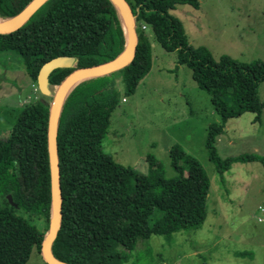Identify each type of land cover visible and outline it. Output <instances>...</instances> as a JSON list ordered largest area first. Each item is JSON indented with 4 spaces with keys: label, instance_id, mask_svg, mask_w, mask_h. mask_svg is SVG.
Instances as JSON below:
<instances>
[{
    "label": "trees",
    "instance_id": "obj_1",
    "mask_svg": "<svg viewBox=\"0 0 264 264\" xmlns=\"http://www.w3.org/2000/svg\"><path fill=\"white\" fill-rule=\"evenodd\" d=\"M32 1L0 0V21L17 16ZM126 2L134 14L137 45L131 63L117 71L125 94L133 95L150 72L151 41L158 43L165 52L176 53L179 65L190 69L192 80L210 96L220 117V124L208 127L205 142L218 174L236 162H259L264 168L261 156L222 161L215 148L228 120L252 113L253 122L260 123L264 102L258 93L264 83V62L240 63L229 56L216 62L207 49L190 46L181 21L170 12L180 5L198 9L197 0ZM142 26L150 30L151 38ZM2 44L20 54L33 83L45 63L57 57L74 58L73 68L50 73L48 86L58 87L75 68L117 58L127 46V37L112 0H46L17 31L0 34ZM115 73L81 80L61 103L57 157L62 215L50 248L59 262L107 264L120 259L113 253L115 248L131 251L151 236L197 229L206 218L209 179L180 147L169 150L174 179L164 178L161 164L153 157H147L148 176L140 177L103 152L102 142L120 101ZM49 109L48 103L40 101L25 106L9 137L0 139V264H26L32 250L40 254L49 230Z\"/></svg>",
    "mask_w": 264,
    "mask_h": 264
},
{
    "label": "rangeland",
    "instance_id": "obj_2",
    "mask_svg": "<svg viewBox=\"0 0 264 264\" xmlns=\"http://www.w3.org/2000/svg\"><path fill=\"white\" fill-rule=\"evenodd\" d=\"M197 2L198 9L180 5L170 12L181 21L190 46L207 49L216 62L222 56L246 64L264 62V0ZM0 49V139L5 140L18 113L38 101L51 106L58 87L41 92L20 54L4 44ZM159 53L163 56L133 95L125 94L122 75L114 74L120 101L102 150L140 177L148 176L147 157H153L164 178L174 179L169 150L180 147L209 179L207 214L197 229L151 236L131 251L115 248L120 259L107 264H264V168L259 162H236L218 174L205 147L208 127L221 123L210 96L194 83L190 69L177 63L176 53L155 43L152 55ZM258 94L264 102V83ZM253 118L244 113L226 122L215 144L222 161L251 154L264 158V111L260 123ZM26 264L45 262L32 250Z\"/></svg>",
    "mask_w": 264,
    "mask_h": 264
},
{
    "label": "water",
    "instance_id": "obj_3",
    "mask_svg": "<svg viewBox=\"0 0 264 264\" xmlns=\"http://www.w3.org/2000/svg\"><path fill=\"white\" fill-rule=\"evenodd\" d=\"M46 0H33L17 16L1 21L0 34H10L17 31ZM117 6L123 20L124 31L127 37V46L114 60L87 68H75L58 86L53 102L49 109L48 119V153L51 178V216L49 230L42 242L40 254L46 264H68L59 262L53 258L50 248L55 241L61 225L62 197L60 188L59 164L57 157V123L62 101L72 88L81 80L98 77L117 72L131 63L135 56L137 45L136 25L134 14L126 0H112ZM75 59L71 57H57L45 63L38 74L37 85L41 92L47 91L48 77L50 73L59 68H73ZM72 86V87H71ZM69 88H71L69 90ZM69 90V91H68ZM10 204H13L10 195L7 196Z\"/></svg>",
    "mask_w": 264,
    "mask_h": 264
},
{
    "label": "crops",
    "instance_id": "obj_4",
    "mask_svg": "<svg viewBox=\"0 0 264 264\" xmlns=\"http://www.w3.org/2000/svg\"><path fill=\"white\" fill-rule=\"evenodd\" d=\"M147 31V30H146ZM148 35L150 36V38H151V34L150 33H148ZM152 40V39H151ZM155 43L156 42H154V41H151V47H152V51H153V53H154V51H155ZM155 55H156V52H155ZM160 55H162V53H159L158 54V56H154L153 55V62H152V68H153V66L157 63V61H158V57L160 56ZM163 56V55H162ZM154 62H155V64H154ZM152 68H151V70H152ZM151 70H150V72H151ZM149 72V73H150Z\"/></svg>",
    "mask_w": 264,
    "mask_h": 264
},
{
    "label": "built area",
    "instance_id": "obj_5",
    "mask_svg": "<svg viewBox=\"0 0 264 264\" xmlns=\"http://www.w3.org/2000/svg\"><path fill=\"white\" fill-rule=\"evenodd\" d=\"M142 29H143V30H145V29H146V27H145V26H142Z\"/></svg>",
    "mask_w": 264,
    "mask_h": 264
},
{
    "label": "bare ground",
    "instance_id": "obj_6",
    "mask_svg": "<svg viewBox=\"0 0 264 264\" xmlns=\"http://www.w3.org/2000/svg\"><path fill=\"white\" fill-rule=\"evenodd\" d=\"M0 23H1V21H0ZM71 87H72V86H71ZM70 89H71V88H69V90H70ZM69 90H68V91H69Z\"/></svg>",
    "mask_w": 264,
    "mask_h": 264
}]
</instances>
